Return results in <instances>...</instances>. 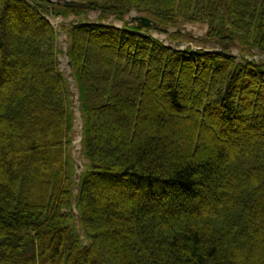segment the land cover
Masks as SVG:
<instances>
[{"label":"trees","instance_id":"trees-1","mask_svg":"<svg viewBox=\"0 0 264 264\" xmlns=\"http://www.w3.org/2000/svg\"><path fill=\"white\" fill-rule=\"evenodd\" d=\"M133 11L156 26L130 25ZM90 12L99 21L80 20ZM48 16L79 19L62 25L83 119L79 175ZM178 22L208 23L218 50L150 33ZM254 50L264 55V0H0V264H264Z\"/></svg>","mask_w":264,"mask_h":264},{"label":"rangeland","instance_id":"rangeland-1","mask_svg":"<svg viewBox=\"0 0 264 264\" xmlns=\"http://www.w3.org/2000/svg\"><path fill=\"white\" fill-rule=\"evenodd\" d=\"M56 1V0H54ZM72 1V0H67ZM134 16H140L137 12L133 11L128 16H126V20L129 21V24L132 25L136 23L133 21ZM51 23H57L60 27L57 28L59 32L58 36V44L60 51V61H61V69L64 72V75L67 77L68 84L71 92V102L72 109L74 111V132H73V142L70 146V153L75 160L77 175H79L83 169L85 168V164L87 163V158L83 153V119H82V111L79 108L78 101V87L77 82L74 78L72 67L69 65L68 60L69 56L66 55L69 48V36L65 30L62 29V25H69L70 23H76L79 19L70 17L69 19H64L63 17H52L48 16ZM99 12H90L87 16L82 17L80 20L88 21V22H97L99 21ZM107 24H113L117 27H122L125 25V21L120 19H115L114 17L106 20ZM151 27V26H150ZM209 25L206 22H178L175 26L162 27L160 30L151 28L150 33L155 37L162 40L164 43L168 45H172L178 48H186L187 46H191L193 48H205L207 50H218L219 46L216 41H208L204 40L208 31ZM233 53L240 57L239 51L234 48ZM253 58L261 59L264 61V55H261L258 51L254 50ZM159 190L162 188V184H156ZM76 224L79 229V233L83 238V234L80 227V222L77 217Z\"/></svg>","mask_w":264,"mask_h":264},{"label":"water","instance_id":"water-1","mask_svg":"<svg viewBox=\"0 0 264 264\" xmlns=\"http://www.w3.org/2000/svg\"><path fill=\"white\" fill-rule=\"evenodd\" d=\"M49 1H54V0H49ZM133 20H135L137 22V25L139 27H141V26L147 27V26H152V25L156 26V23L152 19H150L146 16H134ZM52 24L56 28L59 27V25L57 23H52ZM66 55L69 56L68 52L66 53ZM68 63L70 66L72 65V61L70 59L68 60ZM79 108L81 109L80 104H79Z\"/></svg>","mask_w":264,"mask_h":264}]
</instances>
